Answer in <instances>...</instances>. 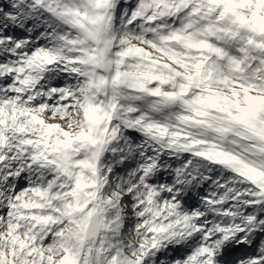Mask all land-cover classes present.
Returning <instances> with one entry per match:
<instances>
[{"label":"snow or ice","instance_id":"1","mask_svg":"<svg viewBox=\"0 0 264 264\" xmlns=\"http://www.w3.org/2000/svg\"><path fill=\"white\" fill-rule=\"evenodd\" d=\"M0 264H264V0H0Z\"/></svg>","mask_w":264,"mask_h":264}]
</instances>
